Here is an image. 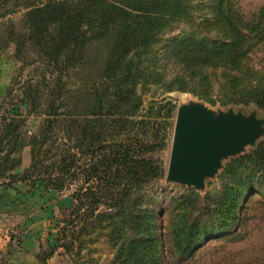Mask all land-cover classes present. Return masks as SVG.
Masks as SVG:
<instances>
[{
  "label": "rangeland",
  "instance_id": "374dc122",
  "mask_svg": "<svg viewBox=\"0 0 264 264\" xmlns=\"http://www.w3.org/2000/svg\"><path fill=\"white\" fill-rule=\"evenodd\" d=\"M122 1L128 14H144L159 0ZM48 2L0 0V118L23 114L25 146L13 173L26 174L28 179L4 186L6 193L0 196V264H8L14 251H22L31 242V232L37 234L36 264H112L121 244H132L142 256L141 264H264V172L249 159L264 143V124L251 144L222 158L216 173L204 177L201 186L188 187L168 178L180 106L197 103L215 113L264 119V110L254 103L223 104L216 89L212 100L217 101L210 103L197 93L180 90L185 85L176 83L182 70L175 56L181 41L193 33L218 36L219 27L206 30L202 23L207 19L215 25L219 0H182L177 16L170 15L168 2L164 11L159 8L164 13V28L154 33L146 52L123 61L116 78H110L106 70L110 41H91L62 76L65 86L60 90L59 50L53 52L59 44L55 27L48 28L47 46L37 52L31 34L25 32L31 28L23 23L25 15ZM230 4L245 24L264 9V0H230ZM9 29L17 32L10 35ZM17 42H21L19 52L15 51ZM129 59L133 62L126 72ZM263 64L264 43L250 54L248 66L258 70ZM145 74L147 79H143ZM29 80L35 92L31 103L22 99V85ZM130 141L137 149L140 144L151 147L141 159H151V166L160 168V176L149 175L143 182V164L130 171L112 166L111 172L109 160L116 153L112 143ZM81 142L94 151L84 155L73 149L72 176L62 191L36 181L38 177L53 178L59 156L71 144L80 148ZM110 173L118 177L113 179ZM109 184L121 187L119 194L124 196L122 214L120 219L116 217L120 222H99L90 213L83 221L69 218L78 191L99 192ZM103 194L101 191L100 196ZM117 208L100 205L94 216L116 215ZM65 220L73 222L68 225ZM65 228L73 239L63 240ZM41 255L46 256L45 262Z\"/></svg>",
  "mask_w": 264,
  "mask_h": 264
},
{
  "label": "trees",
  "instance_id": "16d2710c",
  "mask_svg": "<svg viewBox=\"0 0 264 264\" xmlns=\"http://www.w3.org/2000/svg\"><path fill=\"white\" fill-rule=\"evenodd\" d=\"M167 2L172 5L170 15H180L179 6L182 0H159L158 3H155L157 6H153V10L149 8L150 11L144 14H128L123 8L122 0H49L47 4L25 15L23 23L31 28L25 32L31 34L30 39L37 52L44 50L47 46L48 28L51 25L55 27V38H59V44L57 43L55 47L51 42L49 44H51L50 49L54 47V50L52 49L54 53L59 50L60 90L62 86H65V83L61 81L62 76L73 66L74 59L83 55V51L91 41L106 39L110 41L106 70H109L110 78L111 75L116 78L118 72L123 68V61L127 57L146 52L153 44L154 33L164 28L165 17L159 8L163 9ZM230 5V0L227 2L219 0L215 8V25H212L207 19L202 23H205L203 27L206 30L213 26L219 27L217 29L221 36L217 33L218 36L212 38L204 36V34L193 33L181 41V46L175 56L182 66V70L181 74L176 77V83L180 86L185 85L180 90L197 93L210 103L217 101L212 100L216 89V97L223 104L247 105L254 103L264 110V64L258 70L248 66L250 54L264 43V9L258 11L250 23L245 24ZM134 11L137 12V10ZM9 32L11 35L17 31L12 32L9 29L8 34ZM20 43L17 42L15 45L16 52H19ZM130 62L133 61L128 62L126 72H129ZM208 70H211L212 73L209 74ZM147 77L145 74L143 79H147ZM31 82L29 80L22 85V99L30 101V103L35 94L34 85H31ZM188 86H192V88L188 89ZM118 87L121 85L118 84ZM119 92H121L119 96L124 95L121 90ZM10 94L11 89L7 90V96ZM128 94L129 91L125 92L127 99ZM0 110L2 109L0 108ZM22 116L23 114L20 112L19 115L3 114L0 118V186L9 187L25 183L28 180L26 174L13 173L21 163L20 155L25 146L21 132L25 119ZM81 145L79 148L77 145L71 144L72 147L59 156L53 178L38 177L36 181H41L45 186L59 190V192L62 191L67 180L72 176L71 166L76 158L73 149L84 155H89L94 151V148H91L92 146L89 144L81 142ZM111 146L116 149L112 160H109L111 172L112 166L115 168L121 166L125 171H130L138 169V164H143L141 166L143 182L148 179L149 175L154 177L161 175L160 168L151 166V159H141L151 150L149 145L140 144L137 149L135 144L130 141L128 144L113 142ZM249 159L255 165L254 168L264 172V143L252 153ZM109 176L113 179L118 177L112 173ZM120 188L116 184H109L105 189H101L104 193L101 196V191L96 192L91 189L84 192L78 191L77 204L69 210V218L75 217L83 221L90 213L99 222L106 219L110 221V225H115L120 222V220H116V217L120 219V214H122L119 209L124 196L119 194ZM100 205L118 207L119 213L116 215L102 213L94 216ZM64 222L68 224L73 221L65 220ZM62 234L63 240L73 239L68 228H65ZM65 247H68V244H65ZM40 258L45 262V255H41ZM141 259L140 252L134 250L132 244H121L112 264H141Z\"/></svg>",
  "mask_w": 264,
  "mask_h": 264
},
{
  "label": "water",
  "instance_id": "95a60500",
  "mask_svg": "<svg viewBox=\"0 0 264 264\" xmlns=\"http://www.w3.org/2000/svg\"><path fill=\"white\" fill-rule=\"evenodd\" d=\"M264 119L245 120L231 112L215 113L207 107L189 103L180 106L170 154L169 181L201 186L212 176L220 160L251 144Z\"/></svg>",
  "mask_w": 264,
  "mask_h": 264
},
{
  "label": "crops",
  "instance_id": "0c3cea01",
  "mask_svg": "<svg viewBox=\"0 0 264 264\" xmlns=\"http://www.w3.org/2000/svg\"><path fill=\"white\" fill-rule=\"evenodd\" d=\"M2 80V76L0 73V83ZM23 163L26 165V152L23 153ZM26 168L27 166H23ZM6 193V188L4 186H0V196ZM9 195V194H8ZM8 197V196H7ZM34 234V238L31 240L27 246L24 247L22 251L17 250L12 253V255L8 259V264H36V254L38 252V244L35 242V237L37 234ZM37 238V237H36Z\"/></svg>",
  "mask_w": 264,
  "mask_h": 264
}]
</instances>
